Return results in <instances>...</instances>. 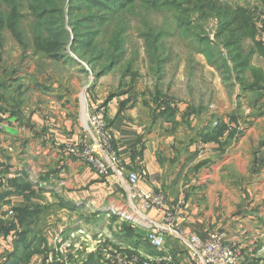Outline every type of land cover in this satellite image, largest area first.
<instances>
[{"label":"rangeland","instance_id":"obj_1","mask_svg":"<svg viewBox=\"0 0 264 264\" xmlns=\"http://www.w3.org/2000/svg\"><path fill=\"white\" fill-rule=\"evenodd\" d=\"M32 1L0 0V16L6 17L17 9L20 16L15 17L11 28L15 33L6 29L7 26L0 32L3 122L5 118L23 116L24 119L25 114L29 124L35 116L36 122L53 134L52 143L61 157L90 166L100 179L110 177L100 176L92 164L71 155L66 148L80 144L81 140L85 141L84 147H92L87 116L100 110L105 115L111 101L117 102L119 111L141 105L143 118L147 116L150 121L146 119L149 130H160L169 137L188 142L200 138L197 129L215 128L220 122L225 128L223 134L235 130V134L240 135L245 124L251 123L249 118L264 116L263 0H213L231 7L240 6L249 13L255 34L241 40L240 52H233L236 47L229 43L225 45L223 37L216 38V18L201 20L197 11L184 14L175 8L154 10L150 3L141 7L140 18L128 23L120 31L119 38L113 34L118 30L103 38L112 15L130 8L126 4L130 0L100 1L104 3L99 0H42L38 3L40 6ZM189 1L194 2L186 1L185 7ZM178 18L183 22L189 20V25L178 22ZM127 28L130 29L124 33ZM196 35L209 42H199ZM148 36L157 40V53L151 59L146 53ZM90 39L99 46L83 51ZM207 46L211 60L199 52ZM112 53L115 55L109 61ZM108 65L114 69L100 75L101 68ZM125 68H132L137 76L131 73L123 76ZM155 68L160 70L159 74L155 73ZM250 86L257 88L251 90ZM166 108L174 114L162 115ZM104 122L112 135L109 146L114 151L113 132L107 118ZM124 179L123 176L125 182ZM65 205L61 210L67 211L54 208L47 212L42 224L51 221L55 232L34 234L36 243L26 251L27 264H82L91 253H99L101 264H173L165 241L161 248L151 246L147 239L151 230L122 217L116 207L102 206L96 217L93 213L80 215L72 211L71 203ZM10 212L14 215H9L7 229L13 230L16 215L15 210ZM124 213L132 214L133 210ZM123 226L131 235L130 242H122L125 246L116 241H122L126 233ZM17 233L14 232L15 238ZM45 236L54 242L48 245ZM165 237L177 242L169 235ZM237 249L242 264L239 245ZM163 257L170 259L161 261Z\"/></svg>","mask_w":264,"mask_h":264},{"label":"crops","instance_id":"obj_2","mask_svg":"<svg viewBox=\"0 0 264 264\" xmlns=\"http://www.w3.org/2000/svg\"><path fill=\"white\" fill-rule=\"evenodd\" d=\"M142 111L141 105L119 111L115 101L105 109L124 174L136 172L143 190L162 193L170 206L179 207L187 217L186 234L205 241L211 232L222 231L228 244L240 246L242 264H264V116L249 118L251 123L240 135L232 130L217 140L188 142L149 130ZM22 117L5 118L0 129V264L14 250V232H28L31 246L36 243L35 233L55 232L51 221L42 224L49 210L67 211L61 207L69 203L72 211L96 217L107 205L121 212L134 210L126 179H117L114 172L100 179L90 166L61 157L50 130L35 116L29 124L26 115ZM24 207L36 212L20 224L17 210ZM12 210L15 228L5 232ZM146 215L154 226L162 221L153 211ZM163 235L173 264H194L180 240L170 242ZM44 238L48 245L54 242ZM116 241L124 245L123 240Z\"/></svg>","mask_w":264,"mask_h":264},{"label":"built area","instance_id":"obj_3","mask_svg":"<svg viewBox=\"0 0 264 264\" xmlns=\"http://www.w3.org/2000/svg\"><path fill=\"white\" fill-rule=\"evenodd\" d=\"M87 117V123L92 130L90 131L93 138L92 147L90 149L84 147L85 141L82 142L81 140L80 144L66 148V151L92 164L102 177H111L113 172L117 178L125 177L129 187V198L134 210L132 214L121 212V215L151 230L147 234L151 246L161 248L164 244L163 234L165 233L182 242L194 264H241L237 246L228 244L224 232L213 231L205 241H202L195 234H186L183 225L186 223L187 217L179 207L170 206L166 196L162 193L143 190L139 186V177L136 172L124 174L115 151L111 150L109 146L112 135L106 129L103 110ZM3 118L0 114V129L4 125ZM94 151H97V153ZM1 165L2 159L0 157V168ZM149 211H153L161 217L162 221L158 225L154 226L151 219L146 215ZM9 215L14 214L9 212ZM151 226H154V228L151 229Z\"/></svg>","mask_w":264,"mask_h":264},{"label":"trees","instance_id":"obj_4","mask_svg":"<svg viewBox=\"0 0 264 264\" xmlns=\"http://www.w3.org/2000/svg\"><path fill=\"white\" fill-rule=\"evenodd\" d=\"M40 1H42V0H39L37 2H35V0H33L32 2L34 4H36L37 6H40L38 4ZM100 1H106V0H99V2ZM155 1L156 0H153V1H151V0H130V1H128V3H126V4L130 5L131 7L130 8H124L121 10V13L112 15L110 21H108V24L110 27L105 29V31L103 33V38H105L111 31H114V30H118L117 32H115L113 34L115 35L116 38H119V36L121 34L120 31H123L128 23H134V21L136 20V17H137V19L140 18V16L142 15L141 7L145 8L146 6H149L150 3L152 4V7L154 10L164 9V8L169 10L171 8H175L176 10L178 9L181 13H184V14L189 13V11H194V12L197 11V12H199V15H200L199 19H201V20L208 19L209 17L216 18L218 21V25H217V32H216L215 36L217 39L223 37L221 39H224L223 42H225L224 43L225 45L229 43V44L233 45L232 47H236L233 52H235V51L240 52L241 48H242L241 40H246L248 37H253L255 34V29L253 27L252 20L249 16V13H247L245 8H242L240 6L231 7L226 3L221 4V3L215 2L213 0H194V2L189 1V3H187L188 7H189V5H192L190 8H188V7L184 6L186 1H188V0H179L178 2H175V1L170 2L169 0H164V1L161 0L160 2H158V1L155 2ZM145 2H147L149 4H145ZM263 2H264V0H263ZM12 3L15 4V2H13V1H12ZM100 3H104V2H100ZM98 5H99V3H98ZM20 6H22V4H20ZM18 13H19V9L11 12L6 17L0 16V32L2 30H4V28H3L4 26L9 27V28H6L9 31L11 30V28L14 26L13 25L14 21L16 20L15 17H17V18L20 17ZM129 19L132 22H130ZM177 21L185 23L186 26L189 25V23H190V22H188L189 20L188 21L186 20L185 22H183L180 18H178ZM130 28H127L124 31V33H127V30ZM12 31L14 32V30H11V32ZM151 38H152V36H148L146 38V40H148V41L145 40V44L147 45L146 53H147L149 59H151L154 56V54L157 53V47H156L157 40L155 38L154 39H151ZM197 39L201 43L202 42H209V40H207V38H200L199 35L197 36ZM24 43H25L24 40L23 41L21 40V44H24ZM50 45L54 46L55 44H50ZM97 46H99V45L96 44V41L90 39L86 44H84L83 51H85V50H91L92 51ZM1 47L2 46L0 45V48ZM123 49H122V51H123ZM159 49H160V47H158V51H159ZM199 52L205 54L206 57L209 60H211L210 59L211 52L209 50V46H207L206 48L200 49ZM111 55L112 56L109 59V61L114 57L115 54L112 53ZM214 63L216 64V62H214ZM113 69L114 68H111V65L110 66L108 65L105 68H101V70H100L101 72H99V73H100V75H104V74L111 72ZM217 69H219V68H217ZM130 73L133 76H135V75L137 76V72H133L132 68H125L122 75L125 76L126 74H130ZM155 73L159 74L160 70L155 68ZM257 80H259V77H257ZM256 88L257 87L250 86L251 90H254ZM163 98H164V96H160V99H163ZM158 100H159V95L156 96V101H158ZM158 106H160V105H158ZM2 111H4V110L2 107H0V112H2ZM173 114H174L173 111L169 108H166L162 112V115L171 116ZM222 125H223L222 122H220L218 124V126L215 128L203 129L199 134L200 140L202 142L217 140L223 134V131L225 130V128ZM232 135H234V134H232ZM17 212L19 214L20 224L21 223L24 224L27 221L28 217L32 216L33 213L35 214L36 210H32V212H31L28 207H24V208L17 210ZM124 227L125 226H123V230L126 233H124V237L122 240H123V242L127 243V242H130L129 237L131 235L128 234V232H127L128 229H125ZM8 231H9L8 229L5 230V232H8ZM29 240H31V239L29 237L28 232H26V231L25 232H23V231L18 232L16 234V238L14 240V250L8 256V258L5 260V262H3V264H27V262H26L27 259L25 260V257L27 254L26 251L28 250L29 246H31ZM11 257H13V258L11 259ZM82 264H101V262L99 261V253L89 254L87 259Z\"/></svg>","mask_w":264,"mask_h":264}]
</instances>
